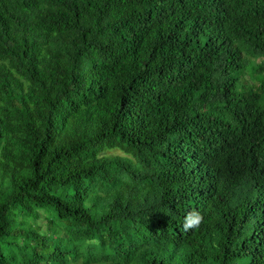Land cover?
<instances>
[{
    "label": "trees",
    "instance_id": "trees-1",
    "mask_svg": "<svg viewBox=\"0 0 264 264\" xmlns=\"http://www.w3.org/2000/svg\"><path fill=\"white\" fill-rule=\"evenodd\" d=\"M0 264H264V0H0Z\"/></svg>",
    "mask_w": 264,
    "mask_h": 264
},
{
    "label": "clouds",
    "instance_id": "clouds-1",
    "mask_svg": "<svg viewBox=\"0 0 264 264\" xmlns=\"http://www.w3.org/2000/svg\"><path fill=\"white\" fill-rule=\"evenodd\" d=\"M203 222V215L198 211L189 212L183 223V228L186 232L197 229Z\"/></svg>",
    "mask_w": 264,
    "mask_h": 264
},
{
    "label": "rangeland",
    "instance_id": "rangeland-1",
    "mask_svg": "<svg viewBox=\"0 0 264 264\" xmlns=\"http://www.w3.org/2000/svg\"><path fill=\"white\" fill-rule=\"evenodd\" d=\"M109 153H110V154H111V153H113V154H114V153L120 154V153H119V152H117V151H116V152H115V151H112V152H109Z\"/></svg>",
    "mask_w": 264,
    "mask_h": 264
}]
</instances>
